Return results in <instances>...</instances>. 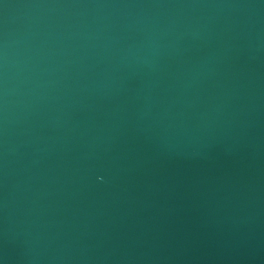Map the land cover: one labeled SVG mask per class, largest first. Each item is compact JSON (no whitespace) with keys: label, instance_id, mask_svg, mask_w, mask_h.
Returning <instances> with one entry per match:
<instances>
[{"label":"water","instance_id":"95a60500","mask_svg":"<svg viewBox=\"0 0 264 264\" xmlns=\"http://www.w3.org/2000/svg\"><path fill=\"white\" fill-rule=\"evenodd\" d=\"M0 264H264V0H0Z\"/></svg>","mask_w":264,"mask_h":264}]
</instances>
